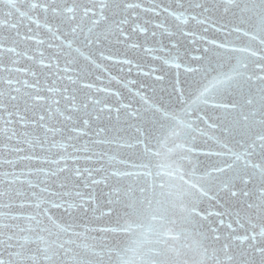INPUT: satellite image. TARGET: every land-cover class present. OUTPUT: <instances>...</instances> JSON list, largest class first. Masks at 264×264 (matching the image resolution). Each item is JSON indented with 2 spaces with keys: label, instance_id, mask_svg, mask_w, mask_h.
Wrapping results in <instances>:
<instances>
[{
  "label": "snow or ice",
  "instance_id": "1",
  "mask_svg": "<svg viewBox=\"0 0 264 264\" xmlns=\"http://www.w3.org/2000/svg\"><path fill=\"white\" fill-rule=\"evenodd\" d=\"M0 264H264V0H0Z\"/></svg>",
  "mask_w": 264,
  "mask_h": 264
},
{
  "label": "water",
  "instance_id": "2",
  "mask_svg": "<svg viewBox=\"0 0 264 264\" xmlns=\"http://www.w3.org/2000/svg\"><path fill=\"white\" fill-rule=\"evenodd\" d=\"M55 211V210H54Z\"/></svg>",
  "mask_w": 264,
  "mask_h": 264
}]
</instances>
